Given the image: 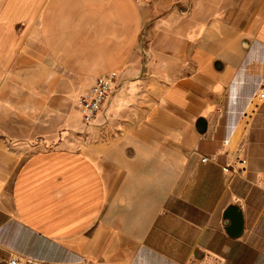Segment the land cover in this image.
Instances as JSON below:
<instances>
[{
    "label": "crops",
    "instance_id": "1",
    "mask_svg": "<svg viewBox=\"0 0 264 264\" xmlns=\"http://www.w3.org/2000/svg\"><path fill=\"white\" fill-rule=\"evenodd\" d=\"M263 89L264 0H0V264H264Z\"/></svg>",
    "mask_w": 264,
    "mask_h": 264
},
{
    "label": "built area",
    "instance_id": "2",
    "mask_svg": "<svg viewBox=\"0 0 264 264\" xmlns=\"http://www.w3.org/2000/svg\"><path fill=\"white\" fill-rule=\"evenodd\" d=\"M119 76L117 71H109L99 75L95 77L92 85L87 90L78 94L76 105L85 125L92 123L99 113L105 109L110 96L117 89ZM257 99L259 102L264 103V89L257 93ZM202 161L206 162L208 158L203 157ZM5 264H43V262L19 253H13L5 261Z\"/></svg>",
    "mask_w": 264,
    "mask_h": 264
},
{
    "label": "rangeland",
    "instance_id": "3",
    "mask_svg": "<svg viewBox=\"0 0 264 264\" xmlns=\"http://www.w3.org/2000/svg\"><path fill=\"white\" fill-rule=\"evenodd\" d=\"M85 90H87V89H85ZM84 90V91H85ZM83 92V91H82ZM81 93V92H80ZM76 107V109L78 110V108H77V105H76V101H75V104H74ZM102 114H104V116H106L107 117V115H105L106 114V109H104L102 112H100L99 113V115H102ZM98 115V116H99ZM98 116H97V118L96 119H98ZM96 119L92 122V123H90V124H88V125H85L84 123H83V121H82V125H83V127L84 128H87V129H93L96 125ZM82 120V119H81ZM95 141H98V138L97 137H92V135H89V137H84V142H86V144H90V143H92V142H95ZM38 143H40V144H42V145H44L43 143H41V142H38ZM45 146H47V145H45ZM49 146V145H48Z\"/></svg>",
    "mask_w": 264,
    "mask_h": 264
},
{
    "label": "water",
    "instance_id": "4",
    "mask_svg": "<svg viewBox=\"0 0 264 264\" xmlns=\"http://www.w3.org/2000/svg\"><path fill=\"white\" fill-rule=\"evenodd\" d=\"M234 211H235L234 208L229 209L228 212L226 213L225 217L228 219L227 222H230L231 226L238 228L239 232H240V229L242 227L241 218H239V217L236 218L235 215L233 214Z\"/></svg>",
    "mask_w": 264,
    "mask_h": 264
}]
</instances>
